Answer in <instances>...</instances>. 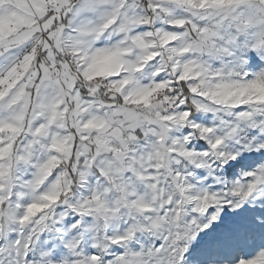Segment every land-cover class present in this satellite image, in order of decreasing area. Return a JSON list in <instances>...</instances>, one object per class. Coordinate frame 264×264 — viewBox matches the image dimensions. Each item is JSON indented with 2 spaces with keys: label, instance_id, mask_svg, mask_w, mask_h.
<instances>
[{
  "label": "snow or ice",
  "instance_id": "obj_1",
  "mask_svg": "<svg viewBox=\"0 0 264 264\" xmlns=\"http://www.w3.org/2000/svg\"><path fill=\"white\" fill-rule=\"evenodd\" d=\"M0 264H264V0H0Z\"/></svg>",
  "mask_w": 264,
  "mask_h": 264
}]
</instances>
